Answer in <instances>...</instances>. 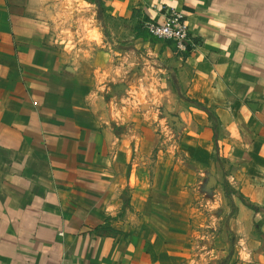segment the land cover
<instances>
[{"label": "crops", "instance_id": "0c3cea01", "mask_svg": "<svg viewBox=\"0 0 264 264\" xmlns=\"http://www.w3.org/2000/svg\"><path fill=\"white\" fill-rule=\"evenodd\" d=\"M69 1L0 0V264H264V0H77L102 4L91 55ZM172 11L197 53L138 37ZM160 66L173 140L131 95ZM187 163L229 186L225 216H186Z\"/></svg>", "mask_w": 264, "mask_h": 264}, {"label": "rangeland", "instance_id": "374dc122", "mask_svg": "<svg viewBox=\"0 0 264 264\" xmlns=\"http://www.w3.org/2000/svg\"><path fill=\"white\" fill-rule=\"evenodd\" d=\"M94 4V2H90V5L81 3L78 5L77 0H74V2L69 1L64 7L65 12H72L73 6L75 5L76 8H78V12L85 13V16L80 21L78 20L75 22V25L80 26L81 30L77 33V35L65 28L62 30L63 35H66L69 39L68 43L73 45L75 49L77 48V51H79L78 53L80 54L84 53L86 55H91L95 47L101 48V15L98 13V7ZM144 29L146 30L145 26L137 25V31L142 32ZM77 39L79 40L77 41ZM78 42H80V44L87 42L89 45L86 47L82 44V47L80 48L79 46H76ZM94 43L97 45H94ZM90 44L93 45L91 46ZM157 69L159 70L158 72ZM155 70L156 72L153 74V77L154 80L158 81V84L154 83L155 86L152 89V96L147 95L144 91L141 94L133 92L131 95L134 97L133 99L138 107L143 104L144 107L150 104H158L156 107V113L162 118L167 117V119L164 120V128L165 130H168L169 137L173 140L177 122L166 116V113L177 118L179 117V114L177 111L167 110L165 105L171 104V97H176V90H174L172 77L167 69H164L162 66H160ZM144 81L145 80L142 79L138 80L140 87L141 85H144ZM170 90H173L172 94L169 92ZM156 128L158 129L157 132L162 134L161 126H157L156 124ZM213 162L217 163V159L215 157H213ZM183 167L186 168L187 172V174H185L187 175L185 179V184L187 187L186 198L189 199L188 201L190 203L186 206L188 209V211H186V216L188 217L189 215H192L193 217V215L197 213H203V215L206 216L211 214L218 215L220 211H222L221 216H225V207L229 206L231 203V191L230 189L226 190L224 188L221 175H216L217 173L212 172L210 173V171L207 170L209 169V166L206 163L202 164V173L200 175L188 173L189 168H191L189 163L185 164ZM171 177V182L176 183L178 175H172ZM211 178L215 179L216 183H211L209 186L208 184ZM220 183L222 184L223 188L219 189V192V190L217 191V188H219L218 185ZM224 222L225 218L223 221H221V223Z\"/></svg>", "mask_w": 264, "mask_h": 264}, {"label": "built area", "instance_id": "2783aa9c", "mask_svg": "<svg viewBox=\"0 0 264 264\" xmlns=\"http://www.w3.org/2000/svg\"><path fill=\"white\" fill-rule=\"evenodd\" d=\"M150 35L160 41L171 42L178 54L190 56L198 52L201 42L192 33L184 13L170 12L162 24L149 22L145 26ZM63 236V233H60Z\"/></svg>", "mask_w": 264, "mask_h": 264}, {"label": "trees", "instance_id": "16d2710c", "mask_svg": "<svg viewBox=\"0 0 264 264\" xmlns=\"http://www.w3.org/2000/svg\"><path fill=\"white\" fill-rule=\"evenodd\" d=\"M96 4H97V6L99 7V10L101 11V7H102L101 2L98 1ZM138 37L142 38V39L145 40V41H151V42H154V43H156V42L159 41L158 39L152 37V36L150 35V33H149L147 30H145V29H144L142 32L139 33ZM197 105L200 106L201 108H203V106H202L201 104L197 103ZM203 109L206 110L205 108H203ZM206 111H207V110H206ZM209 115L212 117V115H211L210 113H209ZM225 189H226V190L229 189V186H228L227 184L225 185Z\"/></svg>", "mask_w": 264, "mask_h": 264}, {"label": "water", "instance_id": "95a60500", "mask_svg": "<svg viewBox=\"0 0 264 264\" xmlns=\"http://www.w3.org/2000/svg\"><path fill=\"white\" fill-rule=\"evenodd\" d=\"M168 117H170L172 120H174L175 122H177L179 124V119L177 117H173L171 115H168ZM211 183H216V180L211 178L208 185L210 186Z\"/></svg>", "mask_w": 264, "mask_h": 264}]
</instances>
